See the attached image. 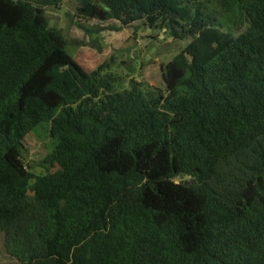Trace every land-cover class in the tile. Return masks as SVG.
<instances>
[{
  "label": "trees",
  "instance_id": "trees-1",
  "mask_svg": "<svg viewBox=\"0 0 264 264\" xmlns=\"http://www.w3.org/2000/svg\"><path fill=\"white\" fill-rule=\"evenodd\" d=\"M189 43L166 93L115 85L44 9L0 0V237L20 264H264V0H75ZM213 4V7L211 5ZM48 125L53 173L23 139Z\"/></svg>",
  "mask_w": 264,
  "mask_h": 264
},
{
  "label": "rangeland",
  "instance_id": "rangeland-1",
  "mask_svg": "<svg viewBox=\"0 0 264 264\" xmlns=\"http://www.w3.org/2000/svg\"><path fill=\"white\" fill-rule=\"evenodd\" d=\"M76 6L75 0H61L58 7L45 8L44 15L48 26L61 32L67 43L66 51L82 69L108 75L121 88L135 80L144 84L145 90L165 95L162 78L165 66L189 40H174L165 29L146 28L143 22L115 30L119 27L116 21L79 19ZM23 146V161L31 174L43 176L58 169L56 163H44L53 149L48 125L28 133ZM0 264H20L7 252L3 237H0Z\"/></svg>",
  "mask_w": 264,
  "mask_h": 264
}]
</instances>
